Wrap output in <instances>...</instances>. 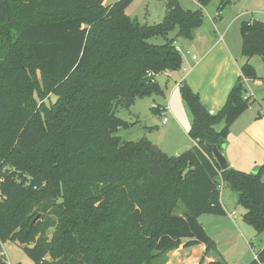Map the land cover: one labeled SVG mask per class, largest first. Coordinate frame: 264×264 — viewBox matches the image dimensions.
<instances>
[{
    "label": "trees",
    "instance_id": "1",
    "mask_svg": "<svg viewBox=\"0 0 264 264\" xmlns=\"http://www.w3.org/2000/svg\"><path fill=\"white\" fill-rule=\"evenodd\" d=\"M133 1L0 0V264H8L1 243L10 239L25 245L33 264H166L181 246L209 252L216 242L199 217L226 214L221 180L236 190L244 222L264 231V164L255 174L223 170L213 151L223 150L251 104L245 79L257 76L249 62L215 113L180 85L195 141L181 154L114 135L128 125L120 107L164 94L157 76L182 68L167 34L178 28L192 40L212 0H196L195 10L168 0L154 25L127 14ZM241 34L242 55L264 60V21H243ZM158 35L164 44L150 42ZM249 264H264V247Z\"/></svg>",
    "mask_w": 264,
    "mask_h": 264
},
{
    "label": "rangeland",
    "instance_id": "2",
    "mask_svg": "<svg viewBox=\"0 0 264 264\" xmlns=\"http://www.w3.org/2000/svg\"><path fill=\"white\" fill-rule=\"evenodd\" d=\"M116 1L118 0H105V4L111 5ZM177 1L184 9L194 10L198 8L194 0ZM167 2L168 0H134L127 8L126 12L132 19H137L141 24L154 25L164 21L167 16ZM219 2L220 0H212L208 4L209 6H206L208 9L205 10V12L203 11V19H205L203 28H205L206 32H211V36L219 37L218 33L224 32L228 28L225 34H229V37H231L232 40L239 39L241 43V23L251 19H258V17H264L260 12L257 13L260 9L264 10V2L255 4L252 0H233L232 4L231 0V2L222 10L217 8ZM230 4L232 5L230 6ZM225 8L226 11L223 14V19L214 16L216 10L223 11ZM213 19L218 20L216 30L213 26ZM177 33L178 28L169 32L167 37L169 39L176 38L175 45L179 47L183 62L187 63L189 60L187 57V55H189L187 52L189 42L185 37L177 36ZM166 40V37L163 35H158L150 39V42L154 44H164ZM246 62H249V64L255 69L257 78L252 82L250 81V84L257 99L262 101L264 93V60L261 56L256 55L253 56L250 61H244L243 65ZM157 80L161 87L163 86L162 89H164V94L152 93L143 97L137 96L130 108L120 107L117 111V115L124 121L128 122V125L119 128V130L114 132V135L121 137L124 141H138L142 138H147L158 145L169 156H177L189 149L188 147L192 145L188 129L192 126L193 115L186 101L182 97L180 87L177 85L178 82H181L178 76L169 77L162 72L157 76ZM256 80L262 81V84L257 86L254 85L253 82ZM246 93L248 94V97L250 94L253 96V93L249 88H247ZM49 96V98L47 97L43 100L48 105L57 100V96L54 94ZM162 103L169 104L177 118H174L173 114L170 113V111H167L166 117L169 118V122L164 123L163 120L165 116L162 114V108L164 107L161 108L162 110L155 109L158 104ZM256 103L257 102H255V104ZM223 125L224 123L221 122L216 128L221 130ZM9 168L16 171L15 167L10 166ZM254 169L255 168L252 169V173L254 174L259 171L256 170V172H254ZM221 183L223 185H221L220 190L224 197L225 207L229 212L237 210L236 217L230 219L229 217H225V215L203 214V217H201L199 221L202 226L204 225L207 227L205 230L211 237L218 232L223 231L222 229H218L219 227H226L224 228L226 231L229 230L230 233H233L234 236H236L237 243L235 246L234 243L232 244L233 246L227 245V242H224L222 239V245L216 248V250H223L225 256H222V259L230 264H249L255 258L253 257V251L257 254L259 250L258 243H260L261 239H264V231L257 232L252 226L242 222L241 215L242 212L246 210L239 205L236 190L223 180H221ZM182 208L178 211L179 213L183 211ZM37 216L40 217V214ZM211 217H216L221 220L217 223H208L207 218ZM54 230L55 228H50L48 230V235L50 237ZM1 247L2 251L6 253L4 258L8 264H33L32 259L25 250V245L21 244L19 241L10 239L6 242H2ZM229 247H231V249ZM170 257V255L167 257V263L171 259ZM235 258H239L238 263Z\"/></svg>",
    "mask_w": 264,
    "mask_h": 264
},
{
    "label": "crops",
    "instance_id": "3",
    "mask_svg": "<svg viewBox=\"0 0 264 264\" xmlns=\"http://www.w3.org/2000/svg\"><path fill=\"white\" fill-rule=\"evenodd\" d=\"M252 1H254L255 4L264 2V0ZM194 2L199 8L200 4L198 1L194 0ZM232 4H230V6ZM219 5L220 2L217 5V8ZM207 9V7H203L204 12ZM225 11L226 8L223 11L216 10L214 16L223 19ZM258 12L264 15L263 9L258 10L257 13ZM203 20L202 26L194 31V38L192 40H187L189 42L187 46V52L189 54L187 55L189 58L188 62H183L182 68L179 71L173 73L165 72V75L169 77L178 76L181 81L177 83L179 87L184 82L188 83L191 88L200 95L201 101L210 109V111L217 112L222 108L232 87L242 75L241 68L244 61H250L252 58H246L242 55V41L240 43L239 39L232 40V38L229 37V34H225L228 28L224 32L218 33L219 37L211 36V32H206L205 28H203L205 19ZM255 20L264 21V17H258V19ZM213 26L216 30L218 26L217 19H213ZM177 48L179 49V47ZM194 56H196V58H194ZM250 81L252 82L253 80L245 79L246 88L251 89V92L253 93V96L252 94L249 96L251 104L231 126L230 133L226 143L223 145L222 152L227 157L230 167L252 173L253 168H260L264 164V93L262 101H259L252 90ZM253 83L257 86L261 85L262 81L256 80ZM247 95L248 94L246 93V96ZM255 102L257 103L255 104ZM155 108H157V110L162 108V114L163 112L170 111L174 118H177L169 104H158ZM191 141L192 145L190 147L195 144V141L192 138ZM221 201L226 210L225 217H229L230 219L236 217L234 216V213L236 215L237 210L229 212L225 207L226 205L222 193ZM244 213L245 211H243L241 215L242 222H244ZM201 217H203V215H201L199 219ZM220 220L221 219L216 217L207 218L208 223H217L220 222ZM203 227L207 228L204 225ZM224 228L219 227L218 229H222L223 231L212 236L216 242V248L222 245V239L224 242H227V245L233 246L232 244L234 243L235 246L237 243L236 236H234L233 233H230L229 230L226 231ZM258 246L259 250L264 247V239H261ZM229 248L231 249V247ZM220 250L212 249L209 252H206V245L204 244H198L190 248L181 246L168 253V256H171V259L167 264H199L202 259L205 263L219 260L222 259V256H225L223 250ZM253 252V257H255L256 252ZM235 259L238 263L239 258Z\"/></svg>",
    "mask_w": 264,
    "mask_h": 264
},
{
    "label": "water",
    "instance_id": "4",
    "mask_svg": "<svg viewBox=\"0 0 264 264\" xmlns=\"http://www.w3.org/2000/svg\"><path fill=\"white\" fill-rule=\"evenodd\" d=\"M167 14H168V12H167ZM213 151H214L215 158L217 159V161L220 164V166L222 167V169L223 170L228 169L230 167V163H229L227 157L224 155V153L217 146L213 147ZM256 170H259V168H255L254 172H256ZM179 178H181V174H179Z\"/></svg>",
    "mask_w": 264,
    "mask_h": 264
},
{
    "label": "built area",
    "instance_id": "5",
    "mask_svg": "<svg viewBox=\"0 0 264 264\" xmlns=\"http://www.w3.org/2000/svg\"><path fill=\"white\" fill-rule=\"evenodd\" d=\"M194 58H196V56H194ZM149 75H151V74L149 73ZM210 112H211V113H215L214 111H210ZM163 115L165 116L163 122H164V123H167V122L169 121V118L166 117V112H164ZM221 185H223V184H222V183L220 184V189H221ZM3 198H4V197H3L2 192H1V190H0V201H1ZM234 216H235V213H234ZM1 255L5 256V252H4V251H1Z\"/></svg>",
    "mask_w": 264,
    "mask_h": 264
}]
</instances>
